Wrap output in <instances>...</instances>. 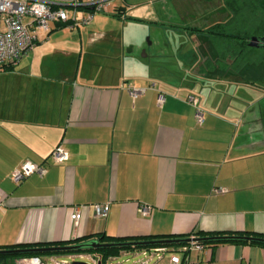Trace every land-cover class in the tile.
<instances>
[{
	"label": "crops",
	"instance_id": "1",
	"mask_svg": "<svg viewBox=\"0 0 264 264\" xmlns=\"http://www.w3.org/2000/svg\"><path fill=\"white\" fill-rule=\"evenodd\" d=\"M173 4L178 13L156 21L167 30L147 62L119 52L105 68L94 61L81 72L77 57L48 62L38 42L0 66V245L97 232L264 233V59L241 43L251 22L233 17L227 0ZM129 85L146 90L134 97ZM60 143L70 152L64 162L51 157ZM28 158L47 171L16 182L13 171ZM96 202H110L106 216ZM142 202L151 214L139 211ZM168 247L183 264H264L256 244ZM169 256L160 264H171Z\"/></svg>",
	"mask_w": 264,
	"mask_h": 264
},
{
	"label": "built area",
	"instance_id": "2",
	"mask_svg": "<svg viewBox=\"0 0 264 264\" xmlns=\"http://www.w3.org/2000/svg\"><path fill=\"white\" fill-rule=\"evenodd\" d=\"M112 0H0V64L16 63L26 55L41 39H45L52 29V23L65 22L70 27L89 21L95 12L107 10ZM89 10L88 16L79 19L80 9ZM130 93L136 97L142 94L146 88L134 85L128 86ZM159 102L166 99L164 92L159 94ZM188 99L196 106V118L198 122L205 119L204 108L199 104V99L190 95ZM51 157L56 162H64L70 157L69 150L63 143L58 144L51 152ZM47 166L30 158L24 160L13 171L12 178L20 182L33 173L44 174ZM225 187H216V192L225 191ZM81 204L74 209L72 219L76 224L82 217ZM97 215L106 216L110 209V202L94 203ZM153 205L142 202L139 211L144 215L152 213ZM205 245L198 240H192L189 245L182 246L185 250L190 247L203 249ZM170 252L171 264H183L182 257L176 250L166 245L123 250L117 255L110 256L106 264H125L131 256L141 255L136 261L140 264H160L162 258ZM87 259L91 264H98L100 256L92 252H79L71 254H52L51 256L24 255L15 258V264H72L73 259ZM83 260V259H81Z\"/></svg>",
	"mask_w": 264,
	"mask_h": 264
},
{
	"label": "rangeland",
	"instance_id": "3",
	"mask_svg": "<svg viewBox=\"0 0 264 264\" xmlns=\"http://www.w3.org/2000/svg\"><path fill=\"white\" fill-rule=\"evenodd\" d=\"M173 2L174 0H112L107 10L95 12L89 21L74 27L52 23V29L45 39L40 40V46L47 48L45 51L48 62H53V59L75 61L74 57H77L76 63L81 72L85 64L87 70H90L94 61L99 62L96 67L102 65L105 68L106 64L113 62V59L108 57L119 52L147 62L160 50L159 37L167 30L162 23L156 22L157 19L163 20L169 13L179 11ZM230 2L238 5V10L242 11L240 15H247L251 20L254 18L262 22L264 0ZM116 5H123L126 10H115ZM88 14L89 10L80 9L79 19ZM140 256H131V259L124 263L140 264L136 261Z\"/></svg>",
	"mask_w": 264,
	"mask_h": 264
},
{
	"label": "trees",
	"instance_id": "4",
	"mask_svg": "<svg viewBox=\"0 0 264 264\" xmlns=\"http://www.w3.org/2000/svg\"><path fill=\"white\" fill-rule=\"evenodd\" d=\"M230 7L233 9V17H239L240 19H248L251 22V30L247 31L246 34L242 37H244V40H242V45L246 48H250L253 50L252 56L257 59H264V53H255L254 51L259 50L255 46H249L248 45V39L252 34H264V18H262V22H259L258 20H255L254 18L251 20L247 15H240L242 11L238 10L240 9L237 4H233L230 2V0H227ZM240 15V16H239ZM264 15V14H263ZM61 25H68V23L60 22L57 26ZM212 30V29H211ZM252 57V59H253ZM5 64H12V63H3L0 64V66H3ZM191 235H194L196 238L206 237V236H221V235H253V236H261L264 237L263 232H255V231H241V232H233V233H225V232H209V231H196L190 234H152L150 236H111L105 232H97L94 234H90L87 236H84L82 238H76L73 240H65V241H58V242H52L47 244H1L0 250H10V249H16V248H28V247H42V246H54V245H73L77 243H83L88 242L90 240H98L100 242L105 243H113V244H107L103 246L94 247L91 245H84L82 247H70L66 249H56V250H26V251H17V252H10V251H0V262L3 264H15V258L18 256H24V255H50V254H71V253H79V252H92L96 253L100 256V260L102 261V264H106L107 259L112 255H117L121 253L123 250H134V249H140V248H149L153 246H185L189 245L192 240L184 239L178 242H159V243H132V241L135 240H144V239H164V238H177V237H191ZM200 243L204 245H217L220 243L225 242H234V243H249V244H256L264 246V241H257V240H248V239H242V238H213V239H201L198 240ZM125 242V243H123ZM128 242V243H126Z\"/></svg>",
	"mask_w": 264,
	"mask_h": 264
},
{
	"label": "water",
	"instance_id": "5",
	"mask_svg": "<svg viewBox=\"0 0 264 264\" xmlns=\"http://www.w3.org/2000/svg\"><path fill=\"white\" fill-rule=\"evenodd\" d=\"M248 43L253 46H264V34L262 35H252L249 38ZM146 55L147 53L144 52ZM242 238V239H248V240H257V241H264V237L261 236H253V235H221V236H206V237H201V238H196V237H177V238H164V239H144V240H135L132 241V243H159V242H178L184 239H189V240H201V239H213V238ZM125 243V242H123ZM128 243V242H126ZM107 244H113V243H105V242H100L98 240H90L88 242H83V243H77L73 245H54V246H42V247H28V248H16V249H10V250H0V251H10V252H17V251H26V250H56V249H66L70 247H82L84 245H91L94 247L98 246H103ZM72 264H91L89 261L86 260H81V259H73ZM98 264H102V261L99 260Z\"/></svg>",
	"mask_w": 264,
	"mask_h": 264
}]
</instances>
